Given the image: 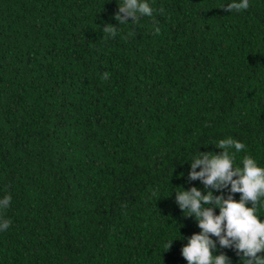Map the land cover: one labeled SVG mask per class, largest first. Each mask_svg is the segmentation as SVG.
<instances>
[{
    "label": "trees",
    "instance_id": "1",
    "mask_svg": "<svg viewBox=\"0 0 264 264\" xmlns=\"http://www.w3.org/2000/svg\"><path fill=\"white\" fill-rule=\"evenodd\" d=\"M227 2L0 0V264H187L183 159L232 137L264 167V0Z\"/></svg>",
    "mask_w": 264,
    "mask_h": 264
},
{
    "label": "clouds",
    "instance_id": "2",
    "mask_svg": "<svg viewBox=\"0 0 264 264\" xmlns=\"http://www.w3.org/2000/svg\"><path fill=\"white\" fill-rule=\"evenodd\" d=\"M249 7L250 0H228L221 9L231 14ZM117 8L114 19L118 27L135 25L142 17H152L154 11L150 0H120ZM118 27L108 24L102 30L111 37ZM102 78L108 79V73ZM209 144L222 151L201 152L198 147L182 161L190 165L185 183L199 180L203 188L181 186L170 193L175 192V204L182 215L194 218L200 231L188 237L180 235L166 242L165 247L168 250L174 240L186 241L180 251L187 264H232L220 249L233 250L239 264H264V216L258 214V207L264 208V167L251 155H245L237 164L236 154L245 145L232 137ZM184 176L181 172L178 178ZM237 193L238 200L234 198ZM11 199L7 194L0 197V211L10 206ZM10 224L8 218L0 216V232L8 230Z\"/></svg>",
    "mask_w": 264,
    "mask_h": 264
}]
</instances>
